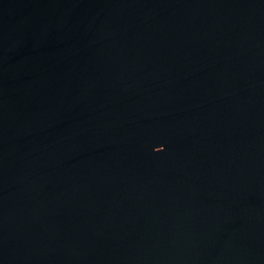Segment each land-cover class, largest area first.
Returning a JSON list of instances; mask_svg holds the SVG:
<instances>
[{
	"label": "water",
	"instance_id": "95a60500",
	"mask_svg": "<svg viewBox=\"0 0 264 264\" xmlns=\"http://www.w3.org/2000/svg\"><path fill=\"white\" fill-rule=\"evenodd\" d=\"M0 264H264V0H0Z\"/></svg>",
	"mask_w": 264,
	"mask_h": 264
}]
</instances>
